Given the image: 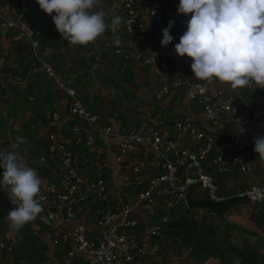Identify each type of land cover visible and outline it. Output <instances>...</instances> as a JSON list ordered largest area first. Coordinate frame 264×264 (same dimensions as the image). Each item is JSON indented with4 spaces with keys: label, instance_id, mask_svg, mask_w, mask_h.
Instances as JSON below:
<instances>
[{
    "label": "built area",
    "instance_id": "obj_1",
    "mask_svg": "<svg viewBox=\"0 0 264 264\" xmlns=\"http://www.w3.org/2000/svg\"><path fill=\"white\" fill-rule=\"evenodd\" d=\"M223 1L231 35L217 42L220 52L205 53L198 60L194 56L200 50L195 43L181 41L192 25L187 20L190 6L186 0H107L97 13L88 8L96 0H81L76 14L96 29L103 50L124 68L143 72L144 80L158 83L154 101L181 98V114L166 129L148 102L140 107L133 125L103 119L91 111L75 90L74 80L64 81L41 51L43 21L38 13L50 0H0V42L13 33L28 47L29 71L56 85L72 122L61 126L69 134V144L49 132L51 152L30 159L32 166L40 168L48 156L55 157L60 172L57 183L2 184L0 193V217L14 218L20 203L36 208V222L46 229L47 241L59 258L55 263L25 258L9 264H145L159 250L155 240L170 223V213L186 205L190 186L199 185L211 200L225 199L203 163L216 170L253 175L254 149L264 141L260 131L264 61L258 62L264 57V21L259 27H251V21L255 13L264 12L259 1L252 5L248 0ZM140 4L147 6L146 12L140 11ZM240 41L252 53L237 51ZM23 81L16 74L6 77L12 87ZM235 89L239 95L228 97ZM241 91L254 96L252 108ZM49 118L52 124L60 122L57 103L52 104ZM223 130L229 138L226 147L216 135ZM73 149H83L91 156L92 166L95 163L90 179L78 172ZM150 154L154 161L148 160ZM191 156L199 165L187 162ZM261 156L264 159V150ZM110 186L117 191L115 203ZM234 195L264 203V181L230 196ZM78 218L81 221L66 226ZM21 242L17 233L2 235L0 253L12 257Z\"/></svg>",
    "mask_w": 264,
    "mask_h": 264
},
{
    "label": "crops",
    "instance_id": "obj_2",
    "mask_svg": "<svg viewBox=\"0 0 264 264\" xmlns=\"http://www.w3.org/2000/svg\"><path fill=\"white\" fill-rule=\"evenodd\" d=\"M74 7V9L78 10L82 6L81 0H68ZM191 2L192 0H186ZM206 2V0H199ZM218 0H212V4L215 5ZM223 1V0H222ZM249 5L254 4L256 1H259L262 4L263 12H264V0H248ZM224 2V1H223ZM198 4V2H197ZM107 5V0H96V2L91 5L89 11L91 13H97L104 9ZM59 1L50 0V4L43 9H41L38 13L39 17L43 21V29H42V38L41 44L45 48L49 49V51L44 50L46 57L52 63V66L56 73L64 80H77L78 77H82V81L77 83V92L80 95L81 99L85 103V105L94 113L99 115L103 119H110L113 114L112 111L107 113L105 109L100 106V99L98 97V93L100 89L96 86L93 90L92 87L87 85L88 81H92L93 70L91 72H87V68L90 67L92 69L93 64L97 66L100 63L99 59L107 61L105 63L108 67L109 65H115L114 58L109 56L106 51L102 49L101 38L99 37L96 29L89 27L83 18L79 16H72L69 12V15H62L60 17H56L57 9H59ZM147 6L140 4L139 9L141 12H146ZM170 10H173V5L170 6ZM224 10V9H223ZM29 15V12H28ZM31 15V13H30ZM264 13L262 15L254 14L252 16L251 27H259L261 23V18H263ZM71 19V23L69 20ZM56 23V24H55ZM227 31L222 33H231V26H224ZM197 39L192 40L195 43V46H200L203 49L208 46L210 49L206 48L211 53H218L220 49L217 47L216 43L210 44L208 39L204 41V36L200 35ZM181 41H190L189 39H185L181 37ZM243 46V42H238V46L236 48L237 51H245L251 52L248 49H245ZM0 47H6L7 59L3 62L2 66L0 65V160H3L4 157H10L15 159L16 165L14 166L13 171H8L9 166L1 163L0 169L5 172L4 177H9L12 180V186L15 183L27 184V185H39L46 182H49L47 175L50 174L51 177L59 176L60 172L57 168V159L55 157L48 156V161L44 166L40 168L32 166L30 164L31 157H36L39 155H46L47 151L44 147V143L42 141V136H32L30 134L31 131L40 130L45 127L41 118L46 116L49 120V115L51 112V105L57 103L60 107V115L61 120L57 124H52L49 120V126H54V132L58 136L59 139L66 143H70V137L67 132L63 131L61 126L64 125L67 119L66 107L63 104V99L65 98L63 94L56 91L52 85V81L49 79H39L38 77L29 76L26 74V84L21 89H15L16 92L7 93L2 90V79L4 80V76L1 71L4 70V65L6 64V69H10L15 73H22L25 69V64L27 65V52H29L28 47L23 44L15 34L7 33L5 37L0 42ZM252 53V52H251ZM111 55V54H110ZM110 57V58H109ZM264 61V57L260 59ZM79 64V66H77ZM115 65L118 69L120 67L123 70V65L116 61ZM125 73L129 76L131 75V80L134 82H138L141 84L144 80L146 74L140 71H134L129 66L125 67ZM89 69V68H88ZM129 71L132 73L129 74ZM24 75V74H23ZM120 75H122L120 73ZM124 78V77H123ZM125 79V78H124ZM130 80V79H129ZM126 81V80H124ZM96 84L94 81H92ZM157 85L156 81H152ZM79 87V89H78ZM157 87V86H156ZM14 90V89H13ZM91 91V92H90ZM90 93L88 97L86 94ZM97 93V94H96ZM153 93H147V91L141 87L139 90V99L143 101H147L153 104V113L157 115L164 113L166 116V111L169 110L171 112V116L176 118L181 114V98L180 97H172L169 102L165 101H154L152 97ZM144 97L146 99H144ZM2 104H7L6 106H2ZM115 107L114 104H112ZM128 116V115H127ZM124 116L126 120L128 117ZM201 115H199L200 117ZM128 123V122H126ZM201 126L204 127V123L200 120ZM168 129V125L165 123L164 126ZM5 133L10 134L8 137L4 136ZM225 131H216V135L218 141H221L222 146H227V141L229 138L224 135ZM32 138L30 139V137ZM25 137V138H24ZM172 138H175L174 136ZM49 142V141H48ZM50 144V142H49ZM51 145H49V152H51ZM75 156V163L78 169V172H82V176L85 180L90 179L94 173L96 168H94L89 160L91 156L81 149H73ZM256 152V150L254 151ZM149 161H154L153 155L147 156ZM50 163V164H49ZM253 163H254V171L253 175L248 179H232L230 176L225 178L226 188H237L236 191H240V188L247 187L249 188L253 184L262 183L264 181V159L261 155L253 154ZM45 169L47 174L42 176L40 173L41 168ZM111 167L113 169L116 168V165L111 162ZM211 167V166H209ZM212 169V168H211ZM214 172L216 169H212ZM115 172L111 174V176L115 177ZM3 182L0 180V193H1V185ZM228 184V185H227ZM83 187V184L80 186ZM111 188V200L113 203L116 202V194L117 191L113 186ZM245 188V189H247ZM194 189V188H193ZM194 199L201 198L198 195L192 196ZM245 205V204H243ZM239 205V206H243ZM247 210V209H246ZM17 215H22L23 220L28 222L30 225L31 232L33 236L39 240V243L46 247L45 257L48 262L55 263L59 258V252L48 243L46 238V229L38 226L36 222L37 211L36 208L31 203H20L17 208ZM243 211V210H242ZM228 222L231 224L239 225L240 227L257 233V236H250L254 238V242L257 240H262V244L264 243V231L258 230L253 222H251L247 217V212L244 214L234 213L227 216ZM79 219V218H78ZM78 219L69 221L66 226H72L79 222ZM145 222L146 219L143 218ZM19 229H24V225L16 226L9 222V217H0V237L6 234H15L19 233ZM27 232L25 231V234ZM35 233V234H34ZM24 234V235H25ZM262 238V239H259ZM250 243L252 245H256ZM263 246V245H262ZM28 247L25 244V241L22 239L20 247L15 251L19 257H21L24 252L28 251ZM18 251H21L19 254ZM37 251V250H36ZM37 252H41L37 251ZM16 253L13 255L15 256ZM33 253V251H30ZM263 263L264 264V253ZM12 257H8L5 254L0 253V264H9L12 263ZM12 258V259H11ZM25 259V257L21 258V261ZM29 259V258H28Z\"/></svg>",
    "mask_w": 264,
    "mask_h": 264
},
{
    "label": "rangeland",
    "instance_id": "obj_3",
    "mask_svg": "<svg viewBox=\"0 0 264 264\" xmlns=\"http://www.w3.org/2000/svg\"><path fill=\"white\" fill-rule=\"evenodd\" d=\"M198 2V4H197ZM50 4V2H49ZM186 4L189 5V9L187 11V20L192 21V25H190V28L188 29V31L182 36L185 39H189L190 41L197 39V37L200 35L204 36V41H206L208 39V42L210 44L216 43L219 41V39H221V37H224L226 35H231V33H222L227 31V29H225L223 27L228 25L229 22L226 20L225 18V14H224V10H220L218 7H215L213 4L211 5L212 7H215L214 11H218V13H214L212 16L210 15V13L208 12V8H204V4L203 1H200L199 4V0H192L191 2L186 1ZM207 10L206 11L204 10ZM262 19V22L264 21V16ZM56 24V23H55ZM104 26L107 25L106 21H104L102 23ZM206 48L210 49L208 46H206L203 50H200L198 52L195 53V58L200 60L199 56H202L203 54H207V53H211L210 51H208ZM47 51H49V49L45 48ZM103 49V48H102ZM28 50V49H27ZM7 49L6 47L1 48L0 47V57L3 60L7 59V56L9 54H7ZM105 51V50H104ZM106 53L111 57V55L109 54V52L106 51ZM29 57V52H27V60ZM109 57V58H110ZM109 59H107L106 61L99 59L100 63L97 64V66H94L92 69L90 67L87 68V72H91L93 70V76L94 78H92V81H94L96 84H94L92 81H88L87 85L92 87V90L98 86V88L100 89V92L98 93V97L100 99V106L105 109L107 111V113H110L112 111L113 114L111 115L112 117L110 118V121H115L118 123H125L123 120L124 116L128 117V119L126 120V122L128 123H132L131 125H133L136 122V116L138 114V111L140 109L141 106L143 105H148L147 101H143L141 99H139V90L142 88H144L147 93H153L154 89L156 88L155 83L152 82V80L149 81H143L141 84H139L138 82H134L133 80H126L124 81L121 78L120 73L124 76V78H127L128 75L125 73L126 68L123 67V70L115 65L116 64V60H114L113 63H115V65H109L108 67H106L107 65L105 63H107ZM4 62V61H3ZM259 63H261L262 61H259ZM6 67V64H5ZM26 67V71L24 73V75L22 73H15L10 69H6L4 68L3 71H1L2 75L4 76V80L2 79V82L4 84H2V90L10 93V92H16L15 89H21L20 87H23L26 84V74L29 76H34V77H38L39 79H46L44 76H39V75H35L33 73H31L29 71V64H25ZM28 67V68H27ZM11 74H16V75H20V77L24 80L23 84L20 86H16V87H12L9 86L8 83L6 82V77L7 75H11ZM70 80V79H69ZM78 82L80 83V81H82V77H78ZM74 80V88L76 90L77 88V83ZM133 84H135L133 86ZM158 84V83H157ZM54 89L56 88V85L54 83H52ZM14 89V90H13ZM79 89V87H78ZM57 92L58 89H56ZM77 91V90H76ZM91 92V91H90ZM242 92V91H241ZM244 96H246L245 92H242ZM97 94V93H96ZM250 95H252L251 93H249ZM88 97L90 96V93L86 94ZM239 95V92L237 89L232 90L230 92H228V97L234 98L236 96ZM253 96V95H252ZM144 99H146L144 97ZM149 103V102H148ZM112 104L115 105V107L112 106ZM7 104H2V106H6ZM152 106H154L152 104ZM157 116L161 117V119L164 121V123H166L168 125V129H171V125L173 123V117L171 116V112L169 110L166 111V116L162 114H158ZM260 131L262 134H264V122L260 125ZM46 129V126L44 128H41L40 130H34L31 131L30 134L32 136H42V131ZM10 134L5 133V135H3V137L5 136H9ZM32 136L30 137V139L32 138ZM25 138V137H24ZM256 150V149H255ZM254 150V151H255ZM255 154H257V151L254 152ZM152 155V154H151ZM34 158V157H31ZM154 158V156H153ZM1 161V160H0ZM1 166V163H0ZM94 168L95 167V163H94ZM242 174V173H241ZM242 179H248L251 176H246L244 174L241 175ZM228 181H225V183H227ZM229 183V182H228ZM228 185V184H227ZM195 189L192 191V196H199V197H206V191L205 189L201 188L199 185L194 186ZM245 188L247 187H243L240 188L241 191L246 190ZM237 189V188H236ZM239 191V190H238ZM235 191L234 193L238 192ZM187 208L186 205H179L177 207H175L173 210L176 209H185ZM195 211L198 209L192 208ZM195 216L198 218V215L200 213V211L195 212ZM227 216L224 217V219H222L221 221L216 220L217 225V229L216 231L219 234H224V232H228L230 233V235L228 236L229 241L233 242V243H242V242H246L247 244L253 243L255 240L254 238L248 236L247 234H244L242 232L241 229H244L242 227H240L239 225L236 224H231L230 222H228L227 220ZM24 220L18 219V217H14L9 219V222L16 225V226H21L24 225L26 222ZM173 223H169L168 227L172 228ZM229 225V227H227ZM232 225L236 226V229L233 228ZM227 227V229H226ZM238 227V228H237ZM181 229H184V231L187 233L189 230L184 227L183 225L180 226ZM257 228V227H256ZM258 230H262L260 228H258ZM25 234V229H19V235L21 236V234ZM35 234V233H34ZM36 235V234H35ZM34 235V236H35ZM176 236L172 235L170 237H165V235L163 233H160L157 237H156V243L160 246L157 254L154 257H149L148 259H146L145 264H194V261L191 260L188 255L186 253H183L181 256L176 257L173 256L172 254H170L169 252L172 251V247L174 245L173 243V239L175 237H179V234L176 233ZM37 236V235H36ZM186 240V236L184 238ZM245 239V240H243ZM250 242V243H249ZM261 242L262 244V240H257V242H254V244ZM263 246L261 247V251L260 253H264V243L262 244ZM162 247L164 248H168L169 252H165L164 250H162ZM42 248L40 243H37L35 245V249L37 251H40ZM211 262L213 263H217V260L211 259ZM263 263V261H262Z\"/></svg>",
    "mask_w": 264,
    "mask_h": 264
},
{
    "label": "trees",
    "instance_id": "obj_4",
    "mask_svg": "<svg viewBox=\"0 0 264 264\" xmlns=\"http://www.w3.org/2000/svg\"><path fill=\"white\" fill-rule=\"evenodd\" d=\"M212 0H206L205 4L203 5L204 8H208V12L212 16L214 13H218V11H214L215 7H218L221 11L225 9L224 2L222 0H218L215 7H212ZM204 10V9H202ZM207 13V10H204ZM62 15H69L67 11L57 9L56 16L60 17ZM69 23H71V19H68ZM12 34V33H11ZM187 41L182 42L183 44H186ZM45 47H41L42 53L44 52ZM198 50H203L202 47L197 46ZM112 56V55H111ZM5 61V60H4ZM79 66V64H77ZM5 68V65H4ZM26 71V67L23 71V74ZM132 73L129 71V74ZM124 76L121 75V78L123 80H129L131 79V75H129L127 78H123ZM53 83V82H52ZM78 83V80L76 81ZM135 84H133L134 86ZM248 100L249 107H253L254 102V96L250 95L248 92H246L245 96ZM239 102V101H237ZM52 107V105H51ZM50 107V108H51ZM50 116V115H49ZM43 124H45L46 129L42 131V141L43 145L47 151V154L49 152V140H48V133L53 132L54 126H49V120L46 116H43L41 118ZM72 122L67 121L64 123V125L69 126ZM126 125L127 123H122ZM263 141V140H262ZM257 151V155H261L264 150V141L255 148ZM254 149V150H255ZM83 150V149H82ZM84 151V150H83ZM0 163H4L5 165L9 166L8 171H13L14 166L16 165V161L13 158L10 157H4L3 160L0 161ZM50 164V163H49ZM202 167L204 168V171L207 173H210L215 178V183L219 187V194L220 196L227 198L230 195H232L236 189L235 188H226L224 180L228 176L232 179H238L242 177L241 173L238 170H232L228 171L225 169L213 171L211 167L208 166V164L203 163ZM3 171L0 169V180L3 182L4 185L12 186V180L9 177H4ZM40 173L42 176H45L44 174H47L45 172L44 167L41 168ZM49 182H53V177L50 176V174L47 175ZM242 179V178H240ZM195 189V187H194ZM193 189V190H194ZM29 203V202H26ZM19 205V204H18ZM17 205V206H18ZM187 207V206H186ZM247 209V210H246ZM243 210V211H242ZM200 211L198 215V218L195 216V212ZM247 212L248 219L254 223V225L257 228H260L264 231V203L263 202H247L243 206H236L232 209H230L225 215L218 216L217 214H214L212 211L207 209H198L194 210L191 208H185L183 209H176L173 210L169 215V220L171 223H173V227H164L162 229V233L165 235V237H170L172 235L176 236L175 234L178 233L179 237H175L173 239V247L172 251H168V248L162 247V250H164L166 253L169 252L173 256L179 257L183 253H186L188 257L194 261V264H203L204 262H210V264H262L263 256L260 253L262 244L261 242H258L256 245L247 244L246 242L242 243H233L229 241L228 236L230 235L229 231L224 232V234H219L217 229L216 220L221 221L224 219L225 216H229L234 213L244 214ZM18 219L23 220L22 215L16 216ZM81 221V219H78ZM24 223V221H23ZM29 223L26 222L24 224V229L27 232L25 235L22 233L21 237L25 241L26 246L29 248L28 251L24 252V254L19 257L16 252V255L13 257V261L15 263H19L22 257L29 258V259H39V260H45V250L46 247L41 245V252H37L35 249V245L39 243V240L33 236L31 229L29 227ZM169 225V224H168ZM183 225L186 227L189 231L186 233L184 229H181L180 226ZM234 229H236L235 225H232ZM229 227V225L227 226ZM226 227V229H227ZM238 228V227H237ZM244 234H247L248 236H257V233L248 231L246 229H241ZM186 236V240L184 239ZM262 239V238H259ZM245 240V239H243ZM160 248V246H159ZM30 251H33V253H30ZM19 254L21 251H18ZM168 254V253H167ZM216 259L217 263L211 262V259Z\"/></svg>",
    "mask_w": 264,
    "mask_h": 264
},
{
    "label": "water",
    "instance_id": "obj_5",
    "mask_svg": "<svg viewBox=\"0 0 264 264\" xmlns=\"http://www.w3.org/2000/svg\"><path fill=\"white\" fill-rule=\"evenodd\" d=\"M59 1V9L69 12L73 17L76 16V10L74 9L73 5L69 3L68 0H54ZM253 160V156H252ZM188 163H192L194 166L199 165V162L195 160L193 156L189 157ZM181 171V167L179 168V172ZM58 182V176H55L53 178V183ZM194 186H190L188 188L187 194H186V206L188 208H195V209H207L212 211L214 214H217L218 216L225 215L230 209L243 205L247 202H249L248 198L245 196H230L220 201H214L211 200L208 196L204 198H198L194 199L192 197V191Z\"/></svg>",
    "mask_w": 264,
    "mask_h": 264
},
{
    "label": "clouds",
    "instance_id": "obj_6",
    "mask_svg": "<svg viewBox=\"0 0 264 264\" xmlns=\"http://www.w3.org/2000/svg\"><path fill=\"white\" fill-rule=\"evenodd\" d=\"M76 16H77V14H76ZM56 18H57V16L55 17V20H56ZM233 194H234V193H233ZM233 194H232V195H233Z\"/></svg>",
    "mask_w": 264,
    "mask_h": 264
}]
</instances>
